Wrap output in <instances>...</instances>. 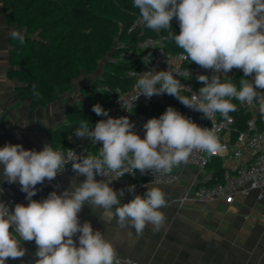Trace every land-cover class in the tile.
Returning a JSON list of instances; mask_svg holds the SVG:
<instances>
[{
    "label": "clouds",
    "instance_id": "9594fccd",
    "mask_svg": "<svg viewBox=\"0 0 264 264\" xmlns=\"http://www.w3.org/2000/svg\"><path fill=\"white\" fill-rule=\"evenodd\" d=\"M134 7L140 11L134 27L143 24L156 32L166 31L167 39L183 49L180 60L210 69L212 75L196 77L204 85L197 93L168 70L132 71V76L140 74L136 84L140 91L132 103L141 94L146 98L168 94L201 112L212 127L202 128L169 106L159 118L153 117L143 125L142 139L133 131L135 125L128 116L109 117L108 111L96 104L92 111L108 118L98 121L94 128L81 120L74 134L92 144H102L99 157L74 155L71 150L65 157L50 144L42 151L26 150L21 144L0 147L4 179L18 182L29 201L26 206L16 204L13 211L0 203V264L25 255L13 232L22 241L35 242V264H127L102 232L94 230L90 222L80 223L78 213L83 206L91 205L93 212L102 209L100 219L108 223L115 220L120 229L130 225L142 234L151 223L158 230L165 220L161 209L166 207V194L155 186L156 176L187 162L193 150L209 155L223 152L216 134V114L231 120L229 113L237 109L233 99L248 106L255 102L264 117V0H134ZM173 18L179 22V34L172 31ZM8 35L20 44L25 42L20 31L11 30ZM150 59L151 53L144 57V63ZM233 69L243 72L239 88L227 75ZM221 75L229 79L222 81ZM244 77H250L251 82ZM182 91L190 96L181 95ZM116 93L119 95V90ZM119 98L128 111L120 95ZM69 163L77 176L85 177L83 182L73 181L71 191H52L46 199L33 200L36 185L45 179L54 180ZM137 170L142 175L151 173L155 179L145 185L143 197L136 195L121 204L124 192L121 190L118 196L110 182L126 173L135 176ZM96 176L110 179L97 180ZM128 191L134 192L135 185H129ZM77 234L79 246L73 239Z\"/></svg>",
    "mask_w": 264,
    "mask_h": 264
},
{
    "label": "crops",
    "instance_id": "0c3cea01",
    "mask_svg": "<svg viewBox=\"0 0 264 264\" xmlns=\"http://www.w3.org/2000/svg\"><path fill=\"white\" fill-rule=\"evenodd\" d=\"M7 15L5 0H0V147L21 144L26 150L42 151L53 132L70 124L72 112L83 110V89L90 87L97 92L102 89L98 83L102 69L99 65L93 74H82L72 81L67 92L56 93L49 104L34 106L31 100L20 97V84L11 77L12 39L8 33L16 28L9 26ZM99 153L94 149L88 156L99 157ZM170 174L176 178L174 183L155 184L166 194V207L161 209L165 220L158 230L151 223L142 234H137L130 225L120 229L115 220L111 223L101 220L99 211L102 209L93 212L89 204L78 213L80 223L90 222L94 230L102 232L114 244L121 259H131L138 264H264V191L241 193L233 204L223 201L181 204L180 200L197 187L209 185L213 169L209 167L201 174L193 167L179 164ZM84 179L83 175L72 172L61 177L55 189L48 187L45 179L36 185L37 193L32 199H46L52 191L57 194L66 189L71 191L73 181L79 184ZM96 179L110 178L96 176ZM110 187L118 196L123 190L121 204L128 203L136 195L143 197L147 191L144 188L129 192L128 186L119 178L112 179ZM8 198L28 201L18 182L8 183L4 179L3 165H0V202ZM78 235L75 236L77 239ZM13 236L25 249V255L9 258L6 264H35V242L22 241L14 232Z\"/></svg>",
    "mask_w": 264,
    "mask_h": 264
},
{
    "label": "trees",
    "instance_id": "16d2710c",
    "mask_svg": "<svg viewBox=\"0 0 264 264\" xmlns=\"http://www.w3.org/2000/svg\"><path fill=\"white\" fill-rule=\"evenodd\" d=\"M5 8L9 26L25 35L23 44L11 40V77L20 84V97L31 100L34 106L49 104L56 93L67 92L72 81L84 73L93 74L103 59L113 57L107 64L104 85L99 83L112 93L84 88L83 110L73 111L70 124L53 132L49 144L54 147L68 146L81 120L90 123L102 117L92 111L93 106L99 104L108 110L116 88L126 92L135 87L137 82L128 73L142 69L149 53L152 57L151 51L140 49L142 40L158 34L167 38L164 30L156 32L143 24L134 27L140 16L134 0H5ZM171 24L172 31L179 34L178 20L173 18ZM167 51L177 54L183 49L167 39ZM164 97L167 102L163 110L171 106L180 112L182 106L173 96ZM154 112L161 114L156 108ZM229 114L241 127L248 118L244 111ZM209 167L213 169L209 185L221 181L225 173L222 162L215 159Z\"/></svg>",
    "mask_w": 264,
    "mask_h": 264
},
{
    "label": "built area",
    "instance_id": "2783aa9c",
    "mask_svg": "<svg viewBox=\"0 0 264 264\" xmlns=\"http://www.w3.org/2000/svg\"><path fill=\"white\" fill-rule=\"evenodd\" d=\"M133 29L134 27L132 30ZM139 47L141 50L151 51L152 57L142 69L133 70L137 73L168 70L174 74L175 78L180 80L181 84L190 87L192 92L197 93L204 85L199 82L196 77L201 74L208 75L209 77L212 75V70L210 69L206 70L195 63H190L188 60H180L179 57L181 53L173 54L168 52L167 38L162 34L142 40ZM131 72L132 71L128 73L129 77L134 78L137 82L140 74L132 76L130 75ZM227 75L231 78L232 82L236 84L237 88H239V81L243 76L242 70L233 69ZM229 77L221 75V80L225 81L229 79ZM244 79L251 82L250 77H244ZM117 90H119V95L124 101V107H126L128 111L122 107V101H120L119 95L116 93ZM139 91L136 85L133 89L126 92L122 91L120 88H116V90L113 91V103L107 111L109 117L112 118L128 116L130 121L135 125L133 131L143 139L145 136L143 125L153 117L159 118V116L166 111L162 108L166 106L167 101L164 94L153 95L151 98H146L141 94L133 104L132 101L139 94ZM107 92L112 93V90L108 88ZM181 95L190 96V93L182 91ZM174 100L179 102L175 97ZM232 101L237 103L236 110L244 111L248 115V118L244 122V126L241 127L235 116L229 114L231 120H224L219 113L216 114V127L218 129L216 134L220 143L224 146V151L216 155H209L205 151L193 150L187 162L181 163L183 166L193 167L197 169L199 173L203 174L212 162L217 159L222 162L223 168H225L224 176L221 181L212 185L197 187L193 193L187 194L180 200L181 204L188 201L205 204L223 201L227 204H233L236 201V197L241 193L249 194L253 191H264V117L261 116L258 111V104H255V102L254 106H248L246 104H241L235 99ZM180 105L182 106L180 113L192 122L202 128L212 127L211 121L204 118L201 112L186 107L182 103H180ZM155 108L161 112L160 115L155 114ZM107 118L108 117L105 116L95 118L88 123L89 127L94 128L98 121L106 120ZM68 142V146L61 145L54 147L51 144L50 146L53 150L62 152L65 157H67L69 150H71L74 155H83L87 157L94 149L100 152L102 148V144H92L87 138L80 139L75 135H73ZM72 172V164L69 163L62 173L58 174L54 180L47 181L46 185L55 189L58 180ZM119 179L127 186L135 185L134 192H137L146 188L145 185H150L155 177L151 173L142 175L139 170H137L135 176L126 173L124 176L119 177ZM175 181L176 178L172 174L167 173L164 175H157L155 184H170ZM0 203H4L9 207L10 211H13L16 204H24L26 206L29 201L19 202L14 198H8ZM73 239L77 246H79L78 239L75 236ZM121 260L127 262V264H138L131 259Z\"/></svg>",
    "mask_w": 264,
    "mask_h": 264
},
{
    "label": "rangeland",
    "instance_id": "374dc122",
    "mask_svg": "<svg viewBox=\"0 0 264 264\" xmlns=\"http://www.w3.org/2000/svg\"><path fill=\"white\" fill-rule=\"evenodd\" d=\"M111 60H113V57L112 56H109V57H107V58H105V59H103L100 63H99V65H100V68L102 69V73H101V75H100V78L98 79V83H100V84H102V85H104V82H105V78H106V69H107V64H108V62L109 61H111ZM101 91V92H100ZM99 92L100 93H103L104 92V90L103 89H99ZM77 108H81V107H77ZM81 110V109H80Z\"/></svg>",
    "mask_w": 264,
    "mask_h": 264
}]
</instances>
